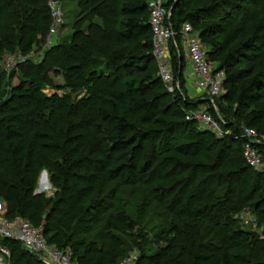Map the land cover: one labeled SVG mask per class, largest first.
<instances>
[{
  "label": "trees",
  "instance_id": "1",
  "mask_svg": "<svg viewBox=\"0 0 264 264\" xmlns=\"http://www.w3.org/2000/svg\"><path fill=\"white\" fill-rule=\"evenodd\" d=\"M190 1L164 3L179 90L169 93L158 75L148 0H69L77 18L71 35L52 42L39 62L18 65V83L0 99L4 216L42 225L46 241L70 248L76 264H119L133 247L135 264H264L263 239L233 218L248 207L264 227V167L246 163L240 136L242 125L264 135V0ZM249 4L254 11L242 6ZM184 22L197 31L214 71H223V92L212 97L220 117L209 99L186 94ZM50 23L46 0H0V54L26 55L44 43ZM15 71L0 73V89ZM60 74L70 92L46 95L42 89L58 88L53 78ZM199 105L222 136L185 118ZM255 146L264 162V143ZM41 168L56 188L52 196L35 192ZM124 188L139 195L135 214L127 208L133 202H124L94 238L78 237ZM153 203L163 227L149 239L143 218ZM0 246L9 264H39L18 240L0 237Z\"/></svg>",
  "mask_w": 264,
  "mask_h": 264
},
{
  "label": "built area",
  "instance_id": "2",
  "mask_svg": "<svg viewBox=\"0 0 264 264\" xmlns=\"http://www.w3.org/2000/svg\"><path fill=\"white\" fill-rule=\"evenodd\" d=\"M46 2L51 15L46 43V46H49L65 21L60 0H46ZM164 3L165 0H148L149 24L153 42L152 55L157 64L158 75L166 90L173 93L180 89L179 81L175 79L173 74L168 50L169 40L174 37L175 32L172 26L166 23L170 11L167 10ZM180 34L184 41L185 54L191 65L192 79L199 89L207 92L210 96L207 99L215 106L212 97H218L222 94L223 71L215 72L210 67L206 58V50L203 48L197 31H194L189 22L182 24ZM9 56L13 59L10 64L14 66L26 60V55L22 53L9 54ZM185 118L207 127L218 136L224 134L205 105L187 110ZM240 136L245 139L242 146L244 160L255 170H261L264 167V162L255 146L256 143L262 142L259 133L254 128L244 127ZM0 237L18 240L25 250L37 256L39 264H76L70 248L60 249L49 244L43 233L42 225L33 226L28 220L20 216L9 219L4 216V211L3 214H0ZM6 257H9V250L0 246V264H7ZM119 264H135L134 254L131 253L124 257Z\"/></svg>",
  "mask_w": 264,
  "mask_h": 264
},
{
  "label": "rangeland",
  "instance_id": "3",
  "mask_svg": "<svg viewBox=\"0 0 264 264\" xmlns=\"http://www.w3.org/2000/svg\"><path fill=\"white\" fill-rule=\"evenodd\" d=\"M63 3H64V5L62 6V9H63V12H64V21H65V23L60 28L58 33L54 36L52 42L59 41L60 39H63V38H65V39L68 38L71 35V33L73 32L72 24L74 23L75 19H77L75 17V14H73L71 12V10L74 9L73 3L69 2V0L63 1ZM197 4H199V0H197L195 2L193 0H191L190 3H189V6L190 7H194V6L196 7ZM242 6H244V8H246V9H250V11H252V10L254 11V7L251 4L246 5V6L242 5ZM48 33L46 35V38H45L43 44H40L38 42H35L33 44L31 50L25 56L26 60L39 62L42 59L44 52L52 44L51 43L49 46H46ZM38 36H40V34H37V37ZM183 42L184 41L182 40V37H181V40H180V45L182 46L181 50L183 51V56H184L185 62L187 63L188 59H187V56L185 54V45H184ZM203 48L205 49L204 46H203ZM15 53H20V52H17V51L6 52L5 51V52H2L0 54V73H4L7 76V75H9L8 73H10L11 71H14L16 69L15 76L11 79L10 84H8L7 79L5 78L4 83L1 86V89H0V91H1L0 92V99L1 100L3 99V97L5 98L10 93V91L12 89V86L18 83V77L17 76H20L21 74L19 73V71H17V67H18V65H20L21 63H24L26 61V60L22 61L21 63H18L17 65L15 64L16 66L10 64V62L13 61V59H12V57L9 56V54H15ZM8 56H9V58H8ZM185 67H186V65H185ZM185 67H184V69H185ZM190 67H191V65H190ZM210 67H212V69L214 71L215 64L211 62L210 63ZM183 74H184V70H183ZM53 80H54L55 84L58 85V88L52 87L50 85H46L42 89V91L46 95L51 96L53 94H57V95L61 96V95H64V94L70 92V89L67 88L64 85L65 84V80H64V78H63V76L61 74L60 75H55ZM185 87H186V85H185ZM3 92H4V94H3ZM186 93H187V88H186ZM75 94H78L77 96L81 97L84 94V91L78 92V93H75ZM187 96H188V98H190L188 94H187ZM262 101L264 103V98H263ZM216 111H217V114L220 117V114L218 112L217 107H216ZM241 127L243 129L244 127H247V126L242 125ZM259 136H260V139L262 140V143H264V135L259 134ZM184 174H180L178 176H174L173 179L176 180L181 175H184ZM153 183H155V182H153ZM110 186H112V183L111 182H107L106 186H105V190H107ZM140 188L143 189V190L145 189V187H140ZM123 190H124L123 192L122 191H118L116 193V198L113 200V204H114L113 208L108 210L106 213L102 214L101 219L91 226V229L88 232H86V235L80 234L78 237H86L87 239L88 238L89 239L90 238H94L93 237L94 234L102 227V225L106 221V219L108 217V213H110L112 210H115V208L121 210L122 207H125L123 204H126V203H124V202H128V201L133 202V204L127 205V208L129 209L128 211H130V214L132 216L135 214L136 209H137V204H138V201H139V195H138V193H132L130 188L129 189L128 188H124ZM201 190H203V189H201ZM55 191H56V188L54 186H52V184H51V182L49 180L48 172L45 169L41 168L40 171H39V174H38V180H37V185H36V188H35V192L44 193L45 196L49 197V196H52L55 193ZM4 209H5V204L0 199V214H3ZM144 211H145V215H144V218H143V222L145 223L147 220H150L149 226L148 225L146 226V229L148 231L147 237L149 239H153L154 236L156 235L157 231L163 227V226H160V224H159L160 220H162V218H163V217L160 216L163 212H162L161 209L156 208V203H153L151 206H147V208H145ZM233 218L238 219L239 222H241V223H245V224L246 223H250V224H252V227H251L252 230L251 231H253L254 233L258 234L259 237L261 239H263V241H264V229H263L264 227L263 226H259V227L257 226V221H256L253 213L250 211V209L248 207L242 208L241 210H239L237 212H234L233 213ZM154 224H155L156 228L153 229V230H150L151 227ZM135 229H137V225L135 226ZM248 239H250V237H248ZM247 241H249V240H247ZM157 245L164 246L165 243H164L163 240L155 243L154 246L152 245L151 252H154V250L157 248ZM237 251L241 252L242 250H237ZM131 253L134 254L135 260H136V258L138 257V254H139L138 249L136 247H133L130 250L129 255ZM6 263L9 264L8 257H6Z\"/></svg>",
  "mask_w": 264,
  "mask_h": 264
},
{
  "label": "crops",
  "instance_id": "4",
  "mask_svg": "<svg viewBox=\"0 0 264 264\" xmlns=\"http://www.w3.org/2000/svg\"><path fill=\"white\" fill-rule=\"evenodd\" d=\"M192 70L189 65V63H186V67L184 69V79H185V85L187 88V93L190 97V99H198V100H205L208 97V94L206 91L199 89L192 79Z\"/></svg>",
  "mask_w": 264,
  "mask_h": 264
}]
</instances>
